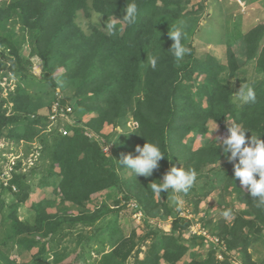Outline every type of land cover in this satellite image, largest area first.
I'll return each instance as SVG.
<instances>
[{
	"label": "trees",
	"instance_id": "16d2710c",
	"mask_svg": "<svg viewBox=\"0 0 264 264\" xmlns=\"http://www.w3.org/2000/svg\"><path fill=\"white\" fill-rule=\"evenodd\" d=\"M127 2H135L138 6L134 24L123 19ZM207 2L200 0L194 6L193 0H0V26L10 32L6 35L0 31V46L9 48L15 56L9 64L2 63L0 68L5 69V75L9 72L20 75L25 84L11 90L9 100L8 97L0 99V139L23 141L24 146L39 138L42 145L37 163L31 170L24 172L19 158L7 184L0 182V191H6L8 196L3 197L0 192L2 264H63L71 251L63 250L65 247L58 244L67 239L75 245L76 257L72 264H90L89 258L94 253L101 257L91 264H128V257L139 243L135 244L132 239H127L124 244L116 241L115 234L120 231L116 223L119 208L110 206L111 209H106L102 202L93 213L78 215L70 214L67 207L85 210L93 194L103 190L121 192L126 198L137 197L134 199L144 211L146 220L150 212L147 207L153 204L157 208L152 200L155 193L151 183H160L171 167H179L178 161L188 165L195 156L204 153L196 163L197 175L203 174V168L210 164L214 165L210 171L216 169L217 174L225 176L224 180L229 175L230 169L219 164L224 159L223 150L208 137L211 123L228 132L227 122L231 120L264 139V77L249 81L246 86L254 90V102L234 104L232 99L239 89L232 76L241 68L254 62L264 76V24L245 32L236 47L227 42L224 58L212 53L199 55L192 36L189 39L186 33L194 34ZM96 14L102 17L101 22L96 21ZM80 16L85 23L79 20ZM113 22L114 32L106 27ZM177 27L182 29V43L189 49L181 61H177L170 50L174 41L169 32ZM26 41L31 56L42 60L43 70L39 77L28 68L32 64L30 58H24L21 53V46ZM147 53L149 57H157L155 69L146 62ZM221 74H228L229 80H224ZM199 78H202L200 83ZM36 80L53 92L57 87L65 90L71 87L72 98L68 101L73 112L88 111L97 116L80 124L76 115L77 126H70L60 119L52 129L51 111L55 102L48 106L40 100L45 99L48 92H28V85L31 86L32 81L36 84ZM66 100L62 98L59 105H65ZM9 101L13 102L12 106L8 105ZM128 115L137 128L132 135L127 132L118 136L115 151L122 157L134 155L136 146H143L147 141L157 144L165 158L151 177H137L133 172V176L123 178L118 170L119 167L126 168L104 150L109 144L101 133L104 123H125ZM65 127L69 129L67 135L60 131ZM197 137L203 140L194 149L192 144ZM46 158L49 167L42 171L48 176L46 181H41L45 183H36L30 177L39 170L38 162ZM34 185L50 190L51 194L45 193L39 201L32 203L33 220H23L19 208L29 200ZM215 187L214 178L209 184L193 183L188 192L199 205ZM158 194L164 203L173 191L169 189ZM235 195L246 209L241 208L232 224L221 220L216 225V233L220 236L218 242L226 247L223 260L216 257L213 243L205 258L198 256L194 250L196 245L210 241L203 234H194L191 245L184 242L180 233L189 229L190 223L176 216L172 231L155 232L149 254L137 264H178L187 255L191 260L182 264H231L228 251L238 247L246 264H264V260L255 262L247 248L253 238L264 241V208L256 207L247 188H235ZM52 207L57 208L56 213L50 211ZM107 212H113V215L106 218ZM245 212L249 216H245ZM76 224L102 227L86 235L82 229L77 233L71 229L62 232ZM108 244L117 246L106 252ZM14 248L21 254L20 258L26 256L29 259L18 263L12 257ZM139 252L140 247L136 255Z\"/></svg>",
	"mask_w": 264,
	"mask_h": 264
},
{
	"label": "rangeland",
	"instance_id": "374dc122",
	"mask_svg": "<svg viewBox=\"0 0 264 264\" xmlns=\"http://www.w3.org/2000/svg\"><path fill=\"white\" fill-rule=\"evenodd\" d=\"M200 0H193L194 6L197 5ZM245 8L240 7V4L237 2V0H208L206 7L207 9L199 16V24L196 27V30L194 34L186 33L187 36H192V42L196 47L197 54L204 55L206 53H212L216 54L218 57L224 58V55L226 54L228 45L227 42L232 43L233 47H236L239 45V42L241 38L244 36L245 32L247 30H250L252 27V24L256 25H263L264 24V0H254L250 2H245V0L241 1ZM192 3V2H191ZM192 6V5H190ZM244 9V10H243ZM82 15V13H81ZM96 21L101 22L102 17L98 14H96ZM80 21L85 23L83 18L80 16ZM246 21L248 24H246ZM245 28H244V27ZM254 26V27H255ZM15 29L18 30V27ZM0 31H3L6 35H9L10 32L4 28V26H0ZM189 34V35H188ZM21 36V35H19ZM4 53V54H3ZM21 53L23 57H29L32 61V64L28 65V68L31 70V72L38 76L42 73V67L43 63L42 60L38 56H31V50L30 47L26 42H24L21 46ZM6 56H8V59H6ZM10 59H15V56L11 54L9 48H3L0 46V65L4 62H10ZM225 62L227 59L224 60ZM33 62L35 63V66L33 65ZM5 69L0 68V99L7 98L9 95V92L11 90H14L17 88L18 85H23L24 79L18 74L11 73L9 75V79H4L5 75L1 77ZM60 72V71H59ZM220 77H225L224 80H229L228 74L222 75ZM263 76L260 72H258L256 63L250 62L245 67L241 68L235 75L232 76L233 82L237 84V87L240 88L243 86H247L250 82H253L255 80H260ZM2 78V79H1ZM202 78H199L198 83H200ZM246 80L247 83L244 82ZM240 81V82H238ZM38 80H36V84L31 83V86L28 85V92H35L37 90V93L43 94L45 92H48L49 94L45 95V99L40 98V100L45 101V103L49 106L50 102L57 101L56 92H53V89L51 90L48 86H41L39 84ZM16 87V88H15ZM236 88V86H234ZM247 88V87H246ZM59 92L62 96V98L67 99L66 101L70 100L72 98L73 89L71 87H67L60 89ZM59 91V89H58ZM10 99V96L8 97V100ZM39 100V101H40ZM12 101V100H10ZM8 102L9 106L13 105V102ZM45 104V105H46ZM47 106V107H48ZM46 107V108H47ZM45 108V109H46ZM54 109V107H53ZM11 110H9V113ZM54 110L51 111V114L53 115ZM78 115V119L80 124L88 122L91 118L97 116L96 113H89L88 111H83L80 114L76 113ZM131 120V121H130ZM125 123L122 121L119 122V124H107L104 123L102 132L105 136V141L108 142L109 147H105V151L109 155H113L116 157L117 162L119 163V160L122 158L118 156V153L115 151V141L118 139V136L124 134V133H130L131 135L134 134V130L137 128L136 123L132 120V117L128 115L126 119L124 120ZM231 121V120H229ZM228 125V122H227ZM217 127L214 131L213 128ZM228 135V132L225 131L223 127L216 123H211L210 126V132L208 133V137L211 141H213V144L215 146H218L216 144L217 138L223 139ZM40 141L39 138L35 139V143L31 142L32 144H26L22 145L23 141L20 143L17 141H10L6 138L0 139V165L3 170V175L8 176L9 174V163L12 161H16L19 157L29 156L24 160V165L31 170V167H33L37 161L35 162L36 158L38 156H33L31 153L37 154L38 148L36 145H39L38 141ZM202 138L197 137L192 146L194 149L198 148L200 144L202 143ZM35 144V145H34ZM33 145V148H32ZM219 147V146H218ZM221 150L222 147L220 148ZM39 150V148H38ZM40 151V150H39ZM198 153V152H197ZM137 155L135 152L133 156ZM204 157V153L200 154L199 156ZM230 155V153H229ZM199 156L194 157V159L188 163V165H185L182 161H178L177 165L179 167H182L184 170H191L195 173L196 179L194 183H200V182H206L209 184L214 178L216 179V187L213 189L212 192L209 193L206 198H203L199 205L195 204L194 198L191 197V193H174L170 196V198H165V202L161 203L160 197L158 193H155L154 197L152 196V200L154 204H157V208L148 206L147 208L150 210V212L147 214V218L145 220H140L138 223V220L136 222V219H134L132 215V207L134 204L138 203L136 200L137 197L132 195L129 198H126V195L121 192L113 193L108 192V190H103L100 192H97L92 195L91 203H89L87 209L85 210H76L74 208H69L68 212L70 214H78L82 212H88V214L93 213L97 208V205L102 204V202L105 203L106 209H111L110 206H113L114 208H119V214L117 225L120 228L119 233L115 234V239L118 243H125L126 240H131L138 244L133 251L132 256H129L128 258V264H137V261L144 259L149 254V251L155 242V232H158L159 234L165 233L163 230H157L162 229L158 226L159 223L165 224V228H167L166 233H170L173 229L171 225L169 224L171 221L175 220L176 216H180L185 221H189L191 228L194 227L197 231H205L206 239L210 242H206L202 245H196L194 248L195 251L199 254L198 256L205 258L206 254L210 249L212 248L211 243L215 245L216 249V257L219 259H223L224 256V250L225 245L221 244V242H218L220 239V236L216 233V225L221 220H226V223L232 224L233 220L235 219L236 215H240L241 208H245V204L240 203L236 200L235 195V188L241 187V183L238 178L234 177V165L233 163H230L226 156L223 153V160L220 161L219 164L223 166V168H229L230 173L225 178L221 174H217L216 169L214 171H210L211 167H214L213 164H210L209 167L203 168V174L197 175V172L195 171L196 163L198 162ZM33 162L35 164H33ZM33 164V165H32ZM40 165L39 170H37L36 174L31 176V180L35 181L36 183L42 181V179H45L46 176H48V173H43L42 170H47L49 167L48 159H42L40 162H38ZM120 164V163H119ZM218 165V164H215ZM126 168V167H125ZM123 178H129L133 176V171L131 169H124L122 167H119L118 170ZM218 175V176H217ZM217 177L221 180L218 181ZM1 179V178H0ZM8 179V177H6ZM45 183V182H42ZM41 183V184H42ZM246 188V187H244ZM136 189L134 190V192ZM1 192V191H0ZM45 193L47 196L51 194L50 190L39 188L38 186L34 185V191L30 193L29 200L24 202L20 205L19 208V216L23 220H33L34 215L32 213V203L34 201H39L41 197L45 196ZM3 197L8 198L7 192L3 191L1 192ZM131 198V200H129ZM136 198V199H134ZM11 202V200H9ZM108 202V203H106ZM118 202V203H117ZM118 205H116V204ZM160 203V204H159ZM103 205V206H105ZM167 205V207L164 206ZM244 205V206H243ZM120 206V207H117ZM169 209L167 210V208ZM146 209V207H145ZM172 210L173 214L169 211ZM50 211L55 212L57 211L56 207H52ZM225 213H228L225 215ZM87 214V215H88ZM134 214V213H133ZM113 215V212H107L106 218H110ZM245 216H249L248 213L245 212ZM143 217V216H142ZM252 217V216H251ZM101 224V222L99 223ZM3 227V226H2ZM72 227V226H71ZM98 225H87V224H76L73 225L72 228H65L62 230L67 231L71 229V232L77 233L82 229V232L86 234H92L95 233L94 229H101L102 225H100L98 228ZM171 228V229H170ZM180 233L182 239L184 242L188 243L189 245L192 244L190 241L191 236L194 235L192 231L189 229H183ZM214 232V233H213ZM61 233V232H60ZM3 232L0 229V236H2ZM59 235V234H58ZM57 235V236H58ZM198 235V234H197ZM62 235H59V237ZM255 236V235H254ZM77 238V237H74ZM79 238V237H78ZM75 240V239H74ZM140 241V242H139ZM59 246L65 247L63 250H69L71 251L68 257L63 261V264H72L73 261H75L76 252L74 250L75 245L71 239H67L64 242H59ZM58 246V247H59ZM115 246L108 244L106 246V252H110L113 250ZM95 247V246H94ZM125 247V246H124ZM141 248V252L136 255V250L138 248ZM248 248V252H252V259L256 260L259 263L263 262L264 258V244H260L258 241H256L254 238L251 240ZM61 250V251H63ZM229 261H231V264H246V258L243 255V252L238 247L236 249H233L231 251H228ZM21 254H17L16 248L12 251V257H15L18 261V263L23 262V260H28V257L20 258ZM101 257V255H97V253H94L91 258H89V263H93V260ZM222 257V258H221ZM190 256H185L178 264H182L184 261H190ZM2 258L0 257V264H2Z\"/></svg>",
	"mask_w": 264,
	"mask_h": 264
},
{
	"label": "clouds",
	"instance_id": "9594fccd",
	"mask_svg": "<svg viewBox=\"0 0 264 264\" xmlns=\"http://www.w3.org/2000/svg\"><path fill=\"white\" fill-rule=\"evenodd\" d=\"M241 1L242 0H237V2L240 4V7L245 8ZM124 13L125 14L123 15V19L128 24H134L138 16L137 4L135 2H127L126 7L124 9ZM106 27L114 32L115 23L113 22L111 24H106ZM183 36L184 33L179 27L175 28V30H170L169 32V37L174 41L170 50L177 61L183 60L185 55L189 53V49L185 47L182 43ZM146 62L150 63L151 67L155 69L157 65V57H149L147 53ZM33 65L35 66L34 62ZM4 72L1 75L2 77L5 75ZM10 74L11 72H9L8 75H5L4 79H9ZM60 89L61 87L56 88V94L60 97H58L57 101H54L55 103L59 104L62 103V96L59 95V92L61 91ZM232 99L234 104L254 102L255 92L251 87L246 88L242 85V87H240L234 92ZM69 106L70 102L67 101L66 104L60 106V108L64 109L65 111ZM68 115L74 120L72 124L67 122V118L63 119L66 120V122L70 126H77V117L76 113L73 112V108L72 112H69ZM53 125L54 124H52L51 119L50 126L52 127V129ZM216 128L217 127L213 128L212 131H214ZM249 131L250 130L241 127L239 124H236L232 121H228V135L223 139L217 138L216 144L219 146V148L222 147L223 153L226 156L227 160L230 163H233L234 177L239 179L242 187H246L248 189L250 196L254 199V201H256V207L264 208V139H262L261 136L254 135L251 131L250 132L252 133V135L249 137L247 135ZM38 143L40 144L39 141ZM105 147H109V145H105ZM135 152L137 153V155L135 156H133L132 154L123 155L122 158L119 160V163L122 166L131 169L137 177H151L153 175L154 170L159 168L160 161L165 158L159 146L154 143H149L148 141L143 146L137 145L135 148ZM28 157H19L22 159L24 172L29 170L30 167L28 166L27 168L26 165H24V160ZM38 157L36 158L35 162L37 161ZM2 173L3 170L0 169V177ZM195 179L196 176L193 171H186L182 167L173 166L169 171L164 174L163 179L160 180V183H151V189L154 193L167 192L169 189H171L174 193H187L193 185ZM0 182H3V180H0ZM132 208V215L134 219H136V222L137 218L135 217V213L139 211L142 212V220H144V211L138 207V203H136V206L134 205ZM227 214L228 213H225V215Z\"/></svg>",
	"mask_w": 264,
	"mask_h": 264
},
{
	"label": "built area",
	"instance_id": "2783aa9c",
	"mask_svg": "<svg viewBox=\"0 0 264 264\" xmlns=\"http://www.w3.org/2000/svg\"><path fill=\"white\" fill-rule=\"evenodd\" d=\"M53 110H54V113H53V115L51 114L52 124L57 123L60 119H63V118H67L68 119L67 122H69L70 124H72L74 122V120L68 115L69 112H72V107L71 106H69L64 111V109L60 108L59 103H55ZM60 130L63 132V134H67L69 132V130L67 128H60ZM36 146L39 148V150L42 148L41 144L36 145ZM38 148H36L37 149V154L31 153L33 156H38L40 154ZM16 161H12L11 163H9V168H8L9 169V174H8V176L3 175L5 172L1 174V177H0L1 179L0 180H3V182H5V184H7V180L12 175L11 171H13L14 165L16 164ZM6 177H8V179H6ZM134 205L136 206V204H134ZM142 216H143V214H142L141 211L135 213V217L137 218L138 222H140V220L143 219Z\"/></svg>",
	"mask_w": 264,
	"mask_h": 264
},
{
	"label": "crops",
	"instance_id": "0c3cea01",
	"mask_svg": "<svg viewBox=\"0 0 264 264\" xmlns=\"http://www.w3.org/2000/svg\"><path fill=\"white\" fill-rule=\"evenodd\" d=\"M251 1H253V0H251ZM257 1H259V0H257ZM246 24H248L247 21H246ZM254 26H255V25L252 24L251 27L253 28ZM243 27H244V26H243ZM244 28H245V27H244ZM247 31H248V30H247ZM169 224H170L171 227L173 228V221H171ZM158 226H159L160 228H162V229H157V230H163V231H165V232H168V231H167V228H165V224L163 225L162 223H159ZM170 229H171V228H170ZM171 230H172V229H171ZM189 230L192 231V232H193L194 234H196V235H197V234H198V235H201V234L206 235V234H205V233H206L205 231H197V230L194 229V227L191 228V225H189ZM259 243H260V244H262V243L264 244V241L262 240V241L259 242ZM221 258H222V257H221ZM253 260H254V259H253ZM254 261L257 262L256 260H254Z\"/></svg>",
	"mask_w": 264,
	"mask_h": 264
}]
</instances>
